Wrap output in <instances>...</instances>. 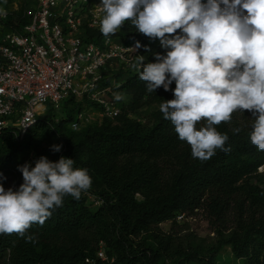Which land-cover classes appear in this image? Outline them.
<instances>
[{
    "label": "trees",
    "instance_id": "16d2710c",
    "mask_svg": "<svg viewBox=\"0 0 264 264\" xmlns=\"http://www.w3.org/2000/svg\"><path fill=\"white\" fill-rule=\"evenodd\" d=\"M6 24L19 30V23L13 26L11 18ZM87 34L91 39L102 36L100 30L87 29ZM115 35L139 41L148 63L156 62V53L166 55L158 38L139 33L130 21ZM112 72L117 82L124 78L116 91L131 97L129 107L120 101L122 113L115 119L72 129L73 113L80 111V104L71 96L61 107L72 104L66 118L56 122L49 115L23 140H17L10 129L0 131V173L6 177L0 183L6 190L23 183L17 166L28 156L33 165L40 156L53 162L61 156L73 158L74 168H86L92 178L91 188L79 200L66 196L63 206L43 226L32 225L28 231L35 242H26L15 233L0 234V264H103L99 248L105 250L111 264H168L173 237L159 225L196 210L207 214L221 237L211 258L227 245L243 264H264V187L251 183L264 167V151L251 143V127L233 126L234 113L230 122L215 125L229 136L225 146L231 151L217 149L211 159L201 162L192 157L190 145L178 139L174 126L160 111L162 101L174 98L173 91L161 87L148 93L147 82L132 67ZM108 78H103V84ZM170 88H175V82ZM145 103L158 106L151 125L130 117ZM235 128L241 131L235 133ZM53 144L62 145L63 153L53 152ZM164 157L173 159L178 167L167 182L155 164ZM199 255L184 250L175 263L189 264Z\"/></svg>",
    "mask_w": 264,
    "mask_h": 264
},
{
    "label": "clouds",
    "instance_id": "9594fccd",
    "mask_svg": "<svg viewBox=\"0 0 264 264\" xmlns=\"http://www.w3.org/2000/svg\"><path fill=\"white\" fill-rule=\"evenodd\" d=\"M98 7L104 13V37L130 21L167 50L147 64L145 57L137 56L131 66L147 82L148 93L161 87L173 91L174 98L162 101L160 111L178 139L190 145L194 159L207 161L217 149L230 152L225 146L229 136L215 125L230 122L234 112L244 110L252 114L250 141L264 151V0H102ZM114 99L121 101L123 94L114 93ZM50 147L53 152L62 149L60 144ZM74 164L73 158L61 156L53 162L40 156L34 167L29 162L18 165L23 183L7 190L0 183V234L15 233L35 242L28 231L33 224L43 226L66 196L79 200L91 188L88 170Z\"/></svg>",
    "mask_w": 264,
    "mask_h": 264
},
{
    "label": "built area",
    "instance_id": "2783aa9c",
    "mask_svg": "<svg viewBox=\"0 0 264 264\" xmlns=\"http://www.w3.org/2000/svg\"><path fill=\"white\" fill-rule=\"evenodd\" d=\"M101 3L0 0V131L10 129L23 140L49 115L57 122L63 102L71 96L85 95L96 102L106 119L122 113V103L106 96L110 88L103 78L132 67L144 54L141 47L135 48L136 42L121 35L88 37L87 29L100 30ZM9 18L13 26L19 23V30L8 28ZM86 122L78 115L71 128L79 130ZM87 194L89 200L95 199ZM97 254L103 264H111L103 248Z\"/></svg>",
    "mask_w": 264,
    "mask_h": 264
},
{
    "label": "rangeland",
    "instance_id": "374dc122",
    "mask_svg": "<svg viewBox=\"0 0 264 264\" xmlns=\"http://www.w3.org/2000/svg\"><path fill=\"white\" fill-rule=\"evenodd\" d=\"M158 43L160 44V41H158ZM144 63L147 64L148 62L144 60ZM113 73L114 72H112L110 76L108 75L109 81H106V84H104V86L110 88V92L108 93L107 91L106 96L112 99H114V93L118 92L115 89L118 83L124 80L123 78L122 81L119 80L117 82ZM76 101V103L80 104V111L74 112V117L76 118L78 115L82 114L83 118L87 120L85 126L100 125L106 119L101 115L100 108L96 102L90 100L85 95L78 97ZM122 101H124V107H129L131 105V97L128 95H123ZM70 107H72V104L65 105L63 110L61 109L57 116L60 118H66ZM157 109L158 106L156 104L145 103L142 107L130 113V117L140 123L151 125L153 114ZM251 119L252 114L247 110H244L243 112H234L233 126L238 125L240 127L250 128L252 124ZM22 159L24 160L23 156L20 160ZM25 162L32 163V157L28 156L24 160V163ZM155 164L159 166L161 177L164 182L169 181L173 173L178 169L175 161L169 157L157 160ZM258 172L259 174L251 179V183L264 187V167H260ZM13 188L15 187L13 186ZM159 227L173 237L172 252L170 253L168 264H176L175 260L178 259L177 255L184 250L200 253V258H194L189 264H243L242 260L232 255L231 250L227 245L217 249V251L214 252L215 255L213 258L210 257L211 254H213V248L221 241V237L213 230L207 214L203 210H196L192 214H181L177 216L174 221L163 222ZM227 235L228 234L226 233L225 237Z\"/></svg>",
    "mask_w": 264,
    "mask_h": 264
}]
</instances>
